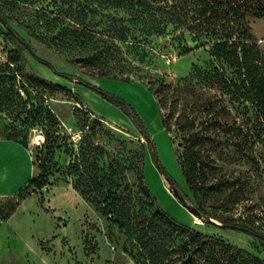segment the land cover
I'll use <instances>...</instances> for the list:
<instances>
[{
  "label": "rangeland",
  "instance_id": "obj_1",
  "mask_svg": "<svg viewBox=\"0 0 264 264\" xmlns=\"http://www.w3.org/2000/svg\"><path fill=\"white\" fill-rule=\"evenodd\" d=\"M57 16L64 20L54 21ZM6 22L35 51L38 58L26 51L29 66L39 76L74 89L83 103L63 93L33 92L36 105L44 101L57 116L61 147L48 163L49 185L34 192L29 188L31 195L8 218L4 215L17 200L20 188L41 172L38 157L43 156L45 137L40 126L26 131L28 146L0 134V264H152L140 238L148 239L150 248L156 246L171 255L187 240L154 216L157 203L177 221L264 261V242L194 216L174 192L186 189L177 160L180 132L175 121L179 115L198 123L200 105L223 96L245 129L255 132L259 128L250 104L223 95L219 81L197 85L195 67L208 72L214 69L208 47L196 46L188 33L172 26L162 35L143 32L128 12L93 0H0V28L6 30ZM68 22L96 31L98 38L89 39L85 47L80 45L82 39L69 44ZM121 26H131L125 39H121ZM250 26L264 56V17L251 18ZM31 31L56 41V48L35 39ZM13 48L0 35V57L5 59ZM225 73L231 76L233 70L226 68ZM126 78L130 80H123ZM115 100L124 101L127 108ZM133 111L151 135L162 166L177 186L154 162L151 147L131 116ZM12 121L0 112V126ZM163 121L170 123V132ZM75 155L83 165H89L88 172L104 177L105 190L111 188L124 198L127 206H120L132 210V233L121 229L100 206L74 188L75 178L67 176L65 170ZM253 155L254 162L242 160L240 165L227 167L252 184L249 199L240 202L234 212L264 229V142L254 144ZM143 171L157 203L139 189L138 178ZM215 249L219 251V247Z\"/></svg>",
  "mask_w": 264,
  "mask_h": 264
},
{
  "label": "trees",
  "instance_id": "obj_2",
  "mask_svg": "<svg viewBox=\"0 0 264 264\" xmlns=\"http://www.w3.org/2000/svg\"><path fill=\"white\" fill-rule=\"evenodd\" d=\"M93 1L128 12L132 20L140 24L138 28L143 32L162 35L172 26L174 30L188 33L196 46L208 47L214 67L211 72L195 67L197 85L205 86L217 80L223 95H230L236 101L250 104L255 121L259 124L255 132L245 129L231 108L230 101L223 99V96L219 100L210 99L200 105L201 119L198 123L183 119L182 115L176 118L175 124L180 132L177 160L186 185V189L179 190V195L182 204L188 209L189 207L197 209L198 213L195 215L205 222L246 232L264 242V229L242 213L234 212L240 202L249 199L251 181L238 176L236 170L231 171L227 167L229 164L240 165L242 160H245L246 164L254 162L253 146L257 141L264 142V56L250 26L251 18L264 17V0ZM56 20L64 19L57 16L54 18V21ZM5 24L7 29L0 28V35L11 42L14 48L8 51L5 59L0 57V112L13 121L10 125H1L0 134L7 140L28 146L26 131L31 127L40 126L45 137L43 156L38 157L41 172L38 177L29 179L25 187L20 188L17 200L4 215V218H8L20 203L31 195L32 191L29 188L33 187L34 192L49 185L48 163L56 149L61 147L56 129L59 123L57 116L44 101L37 102L36 105L33 92L41 89L47 91L49 95L63 93L79 104L83 101L71 87L39 76L29 66L30 62L26 55L28 51L37 57L31 44L7 22ZM66 25L69 37L66 40L71 45L82 39L80 45L85 47L89 39L98 38L97 32L86 26L76 27L71 22ZM135 28L133 26V29ZM130 29L131 26H121V39L126 38L125 34L130 32ZM31 34L49 48H56V41L48 40L35 31H31ZM221 66L223 67L220 71ZM226 68H231L233 75H226ZM76 80L89 85L86 81ZM115 102L127 108L124 101ZM131 114L151 147L154 162L167 175L170 182L177 186L176 181L162 166L152 137L139 122L141 120L138 113L133 111ZM251 120L252 118L248 123ZM163 123L165 129L170 132V123L168 121ZM251 139L253 141L249 144ZM80 155L82 156V153ZM80 161L83 160L75 155V159L65 170L67 176L75 178L74 188L86 200L100 206L103 214L111 218L121 229L132 233L134 229L132 210L130 207L124 210L120 206L126 203L124 198L111 188L105 190L102 182L104 177L88 172L89 165H83ZM138 181L143 195L157 203V197L149 188L144 171L140 173ZM187 199L192 201V206L188 205ZM153 214L163 226L171 232L185 235L187 240L171 255L170 251L161 250L156 246L150 248L148 239L144 236L140 238L143 248L148 250V260L152 264H264L262 259L247 250L238 249L221 238L207 235L191 225L177 221L158 203ZM111 215L113 217H110ZM212 246L219 247V251L211 249Z\"/></svg>",
  "mask_w": 264,
  "mask_h": 264
},
{
  "label": "water",
  "instance_id": "obj_3",
  "mask_svg": "<svg viewBox=\"0 0 264 264\" xmlns=\"http://www.w3.org/2000/svg\"><path fill=\"white\" fill-rule=\"evenodd\" d=\"M179 145H181V143H180ZM174 192L176 193V195H178V196L180 197V195H179V191H178L177 189H174ZM180 199H181V197H180ZM189 210H190L193 214H197V213H198V210L195 209V208H193V207H189Z\"/></svg>",
  "mask_w": 264,
  "mask_h": 264
},
{
  "label": "crops",
  "instance_id": "obj_4",
  "mask_svg": "<svg viewBox=\"0 0 264 264\" xmlns=\"http://www.w3.org/2000/svg\"><path fill=\"white\" fill-rule=\"evenodd\" d=\"M164 181V180H163ZM165 182V181H164ZM195 216V214H193Z\"/></svg>",
  "mask_w": 264,
  "mask_h": 264
},
{
  "label": "bare ground",
  "instance_id": "obj_5",
  "mask_svg": "<svg viewBox=\"0 0 264 264\" xmlns=\"http://www.w3.org/2000/svg\"><path fill=\"white\" fill-rule=\"evenodd\" d=\"M196 221H198V220H196ZM200 222V221H199Z\"/></svg>",
  "mask_w": 264,
  "mask_h": 264
}]
</instances>
